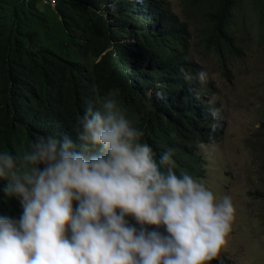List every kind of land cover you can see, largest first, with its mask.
<instances>
[{"label": "trees", "instance_id": "trees-1", "mask_svg": "<svg viewBox=\"0 0 264 264\" xmlns=\"http://www.w3.org/2000/svg\"><path fill=\"white\" fill-rule=\"evenodd\" d=\"M53 2L0 0V153L19 155L40 137L68 135L79 145L78 119L89 107L101 110L111 94L157 159L170 151L177 175L202 176L195 146L216 141L223 119L209 111L217 109L208 98L212 82L197 78L202 68L191 54L190 16L168 14L164 0ZM180 2L196 13L202 44L219 69L242 56L236 33L243 0ZM251 2L261 42L264 0ZM254 131L264 151V116ZM7 183L0 179V216L18 220L23 209L5 193ZM126 220L139 229L132 217ZM146 227L167 235L163 227ZM209 264L233 262L222 257Z\"/></svg>", "mask_w": 264, "mask_h": 264}, {"label": "clouds", "instance_id": "clouds-1", "mask_svg": "<svg viewBox=\"0 0 264 264\" xmlns=\"http://www.w3.org/2000/svg\"><path fill=\"white\" fill-rule=\"evenodd\" d=\"M78 125L79 145L68 135L40 137L19 155L0 153L4 191L23 209L18 220L0 216V264H207L218 256L234 219L230 196L217 199L187 172L177 175L170 151L157 159L111 94Z\"/></svg>", "mask_w": 264, "mask_h": 264}, {"label": "rangeland", "instance_id": "rangeland-1", "mask_svg": "<svg viewBox=\"0 0 264 264\" xmlns=\"http://www.w3.org/2000/svg\"><path fill=\"white\" fill-rule=\"evenodd\" d=\"M165 2L182 20L187 17L180 12L190 16L191 54L212 82L209 102L223 119L216 141L195 146L203 172L194 178L217 199L230 196L235 209L231 231L216 258L225 257L233 264H264V151L262 138L254 131L264 116V40L254 35L255 23L249 16L253 4L251 0L242 3L245 17L236 33L241 37L242 56L227 59L224 69H219L216 55L202 44L196 13L183 9L180 0Z\"/></svg>", "mask_w": 264, "mask_h": 264}]
</instances>
